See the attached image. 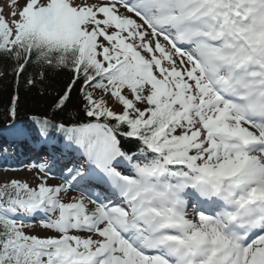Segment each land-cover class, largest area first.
Listing matches in <instances>:
<instances>
[{
	"label": "snow or ice",
	"instance_id": "6c2138e0",
	"mask_svg": "<svg viewBox=\"0 0 264 264\" xmlns=\"http://www.w3.org/2000/svg\"><path fill=\"white\" fill-rule=\"evenodd\" d=\"M8 6L0 264H264V0Z\"/></svg>",
	"mask_w": 264,
	"mask_h": 264
},
{
	"label": "trees",
	"instance_id": "16d2710c",
	"mask_svg": "<svg viewBox=\"0 0 264 264\" xmlns=\"http://www.w3.org/2000/svg\"><path fill=\"white\" fill-rule=\"evenodd\" d=\"M67 80L65 75H60L55 77L54 86L59 88L62 86ZM12 94V85L7 81L0 82V129L4 127L2 113L6 106L8 105L9 98ZM21 97V109L19 114V119L22 123L27 122L28 117L31 115L43 112L47 105L50 103V97L45 96L41 97L37 93L26 92L23 88L20 90ZM6 139L5 136L0 137V142Z\"/></svg>",
	"mask_w": 264,
	"mask_h": 264
},
{
	"label": "rangeland",
	"instance_id": "374dc122",
	"mask_svg": "<svg viewBox=\"0 0 264 264\" xmlns=\"http://www.w3.org/2000/svg\"><path fill=\"white\" fill-rule=\"evenodd\" d=\"M8 5L9 0H0V10H2L0 11V15H3L5 19H11L9 15L11 9ZM13 152V148L9 149L7 155L0 152V177L8 176L33 181L34 174L32 172H29L27 168H25V164L29 163L30 161L22 164L21 160L19 159V153L13 154ZM22 156H24V154ZM4 160L8 162L7 165L3 164ZM13 169H15V171H13Z\"/></svg>",
	"mask_w": 264,
	"mask_h": 264
},
{
	"label": "bare ground",
	"instance_id": "6f19581e",
	"mask_svg": "<svg viewBox=\"0 0 264 264\" xmlns=\"http://www.w3.org/2000/svg\"><path fill=\"white\" fill-rule=\"evenodd\" d=\"M3 134H2V132H0V137L2 136ZM20 149H28V151L31 153V154H33L31 151H30V148H29V146L28 145H26V144H18V145H16L15 147H14V152L13 153H15V154H17L19 151H20ZM34 155V154H33Z\"/></svg>",
	"mask_w": 264,
	"mask_h": 264
}]
</instances>
